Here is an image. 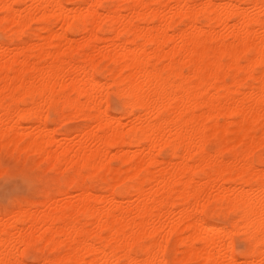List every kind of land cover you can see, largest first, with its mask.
Masks as SVG:
<instances>
[{
    "label": "bare ground",
    "instance_id": "1",
    "mask_svg": "<svg viewBox=\"0 0 264 264\" xmlns=\"http://www.w3.org/2000/svg\"><path fill=\"white\" fill-rule=\"evenodd\" d=\"M262 3L0 0V30L7 19L17 33L0 41V151L61 173L57 191L0 213V259L24 233L47 237L65 264H112L160 232L173 258L223 259L213 237L200 238L199 217L209 196L259 212V157L251 172L244 161L264 138L262 86L238 61L260 49ZM193 4L211 6L198 26L186 20ZM237 11L250 29L235 22ZM76 118L87 123L61 133L51 126ZM210 142L216 153L206 155ZM250 182L249 197L241 185ZM209 218V228L228 227L219 213ZM261 251L257 240L254 264Z\"/></svg>",
    "mask_w": 264,
    "mask_h": 264
},
{
    "label": "snow or ice",
    "instance_id": "2",
    "mask_svg": "<svg viewBox=\"0 0 264 264\" xmlns=\"http://www.w3.org/2000/svg\"><path fill=\"white\" fill-rule=\"evenodd\" d=\"M15 7L9 5L8 8ZM58 9L64 10L65 5H57ZM100 7H106L101 5ZM188 7L191 10V15L186 18L187 23L192 25H199L203 19L202 9L211 7L210 5L193 4ZM232 9L233 6H228ZM260 27H261V44L257 52L255 49H249L248 53L239 58V63L246 65L248 71L253 76H259L261 83V99H260V112L261 123L264 124V3L260 5ZM11 12L6 11L5 16H10ZM73 13H69V16ZM246 14L237 11L235 14V22L248 30L251 25L244 24ZM88 23L92 22L91 17H84ZM9 21L5 19L2 23L4 42L14 38L17 33L12 32L8 27ZM22 38V37H21ZM258 59V63L255 61ZM243 71V69H242ZM111 95L109 101H112L119 107V92L113 88L109 90ZM103 107V105H101ZM59 106L57 105V109ZM62 116L58 110L52 112L49 110V117H55L59 120ZM206 155L216 153V145L209 143L205 146ZM259 157V198L260 207L258 215L250 208L245 207V201H238L234 206L227 200L221 202L213 200L210 196L203 201V215L199 217L201 221V239L209 237L214 238L216 247L220 250L223 259H217L214 262L210 261L209 264H254L251 260L252 247L259 240V247L261 248V259L259 264H264V138L261 140V147L257 151H251V156L244 161L251 172L255 167V159ZM222 160H228L230 157H221ZM30 175L27 171L20 169L15 163L14 157H9L4 154L0 158V182H3L6 194L16 195L17 192L9 193L10 189L15 188L18 190L22 187L21 181H28ZM246 187V196H251L257 189L256 183H249ZM231 209V211H229ZM217 213L220 217L228 222V227L216 231L209 228L207 225L214 222ZM239 217V219H238ZM231 221H236L235 225H231ZM162 232L157 233L154 239L142 240L131 245L130 248L121 249L119 260H115L112 264H202L198 260H184L173 258L174 249L171 248L170 238H163ZM47 237L43 235H25L20 234V238L16 239L11 246V252L6 259H0V264H65L64 261L55 260L50 254L49 249L52 247L50 240L45 243ZM159 241L158 243L156 241Z\"/></svg>",
    "mask_w": 264,
    "mask_h": 264
},
{
    "label": "rangeland",
    "instance_id": "3",
    "mask_svg": "<svg viewBox=\"0 0 264 264\" xmlns=\"http://www.w3.org/2000/svg\"><path fill=\"white\" fill-rule=\"evenodd\" d=\"M36 26L37 24L34 23L33 27ZM4 39L5 38L3 32L2 30H0V41ZM7 42H9V39L7 40ZM110 109L114 113H121V107H117L116 104L112 101L110 103ZM76 119L77 120L73 119L72 121H66L63 123L60 121L51 122V126L56 128V130L61 133L67 129L74 131L80 126H83L87 123V121L84 119ZM5 153L8 154L9 157H14L15 163H18L17 165L20 167V169L25 170L29 173L30 179L28 181H21L22 187L20 189L17 190L14 186L13 189L9 190V193L17 192L16 195L6 194L3 182H0V213L12 210L15 207V203L17 201H37L42 199L45 192L57 191L56 181L61 176V173L49 169L48 166H46L44 163L39 164L36 162V164V157L34 155H18L17 153L12 152H10L11 154H9L8 150H1L0 158H2L1 155H4ZM220 220L228 224V222H226L223 218H221ZM198 261H202V259H199Z\"/></svg>",
    "mask_w": 264,
    "mask_h": 264
}]
</instances>
